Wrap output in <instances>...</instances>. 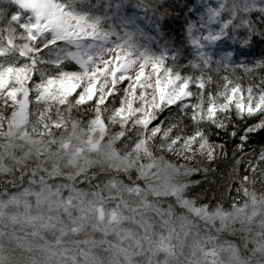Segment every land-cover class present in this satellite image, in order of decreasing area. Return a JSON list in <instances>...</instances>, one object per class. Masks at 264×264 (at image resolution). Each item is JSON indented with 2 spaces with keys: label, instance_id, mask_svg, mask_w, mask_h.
I'll list each match as a JSON object with an SVG mask.
<instances>
[{
  "label": "snow or ice",
  "instance_id": "6c2138e0",
  "mask_svg": "<svg viewBox=\"0 0 264 264\" xmlns=\"http://www.w3.org/2000/svg\"><path fill=\"white\" fill-rule=\"evenodd\" d=\"M0 264H264V0H0Z\"/></svg>",
  "mask_w": 264,
  "mask_h": 264
}]
</instances>
